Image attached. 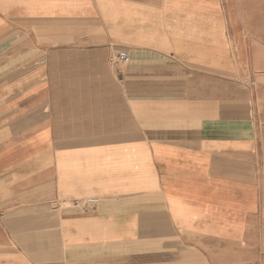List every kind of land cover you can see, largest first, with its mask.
<instances>
[{
    "label": "crops",
    "instance_id": "1",
    "mask_svg": "<svg viewBox=\"0 0 264 264\" xmlns=\"http://www.w3.org/2000/svg\"><path fill=\"white\" fill-rule=\"evenodd\" d=\"M254 12L0 0V264H264Z\"/></svg>",
    "mask_w": 264,
    "mask_h": 264
},
{
    "label": "rangeland",
    "instance_id": "2",
    "mask_svg": "<svg viewBox=\"0 0 264 264\" xmlns=\"http://www.w3.org/2000/svg\"><path fill=\"white\" fill-rule=\"evenodd\" d=\"M254 3L255 12L252 15L254 26L249 30L254 37V45L247 46L248 52L252 57H255V68L260 64H264V0H249ZM250 15V14H249ZM264 100V93L261 94Z\"/></svg>",
    "mask_w": 264,
    "mask_h": 264
},
{
    "label": "built area",
    "instance_id": "3",
    "mask_svg": "<svg viewBox=\"0 0 264 264\" xmlns=\"http://www.w3.org/2000/svg\"><path fill=\"white\" fill-rule=\"evenodd\" d=\"M130 61V55L128 52L121 51L113 54L110 58L111 64H128Z\"/></svg>",
    "mask_w": 264,
    "mask_h": 264
}]
</instances>
